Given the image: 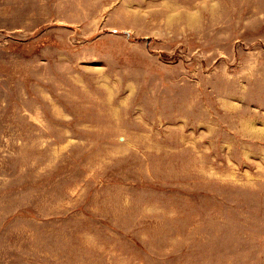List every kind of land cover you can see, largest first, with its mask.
Segmentation results:
<instances>
[{
    "label": "rangeland",
    "instance_id": "374dc122",
    "mask_svg": "<svg viewBox=\"0 0 264 264\" xmlns=\"http://www.w3.org/2000/svg\"><path fill=\"white\" fill-rule=\"evenodd\" d=\"M0 264H264V0H0Z\"/></svg>",
    "mask_w": 264,
    "mask_h": 264
}]
</instances>
